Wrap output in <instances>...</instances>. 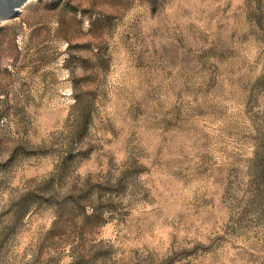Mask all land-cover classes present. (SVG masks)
Segmentation results:
<instances>
[{
	"label": "rangeland",
	"instance_id": "obj_1",
	"mask_svg": "<svg viewBox=\"0 0 264 264\" xmlns=\"http://www.w3.org/2000/svg\"><path fill=\"white\" fill-rule=\"evenodd\" d=\"M0 264H264V0H0Z\"/></svg>",
	"mask_w": 264,
	"mask_h": 264
}]
</instances>
